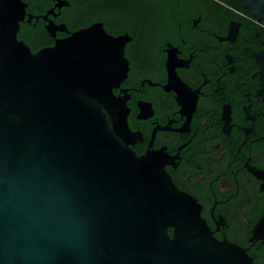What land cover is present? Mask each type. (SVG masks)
I'll use <instances>...</instances> for the list:
<instances>
[{"label": "water", "instance_id": "95a60500", "mask_svg": "<svg viewBox=\"0 0 264 264\" xmlns=\"http://www.w3.org/2000/svg\"><path fill=\"white\" fill-rule=\"evenodd\" d=\"M26 8L0 0V264H250L151 153L130 146L114 92L128 37L95 22L34 52L18 38ZM255 57L264 97V51Z\"/></svg>", "mask_w": 264, "mask_h": 264}, {"label": "flooded vegetation", "instance_id": "af4514ba", "mask_svg": "<svg viewBox=\"0 0 264 264\" xmlns=\"http://www.w3.org/2000/svg\"><path fill=\"white\" fill-rule=\"evenodd\" d=\"M22 1L18 38L34 52L95 22L128 37L129 69L114 92L128 109L130 146L151 153L195 198L215 238L264 264V97L255 57L264 51V16L255 1ZM83 15L91 21L79 27L65 20ZM49 20L69 32L52 36Z\"/></svg>", "mask_w": 264, "mask_h": 264}, {"label": "trees", "instance_id": "16d2710c", "mask_svg": "<svg viewBox=\"0 0 264 264\" xmlns=\"http://www.w3.org/2000/svg\"><path fill=\"white\" fill-rule=\"evenodd\" d=\"M80 9H81V12H84L85 6L82 5ZM65 20L68 23L70 28H75V27H79L82 25H86L91 21L87 16H84V15L78 16L77 18H71L67 16Z\"/></svg>", "mask_w": 264, "mask_h": 264}]
</instances>
